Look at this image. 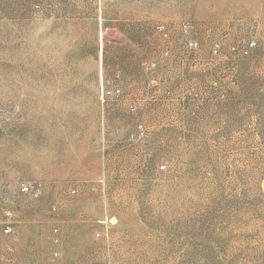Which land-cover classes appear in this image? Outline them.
<instances>
[{"label": "rangeland", "instance_id": "374dc122", "mask_svg": "<svg viewBox=\"0 0 264 264\" xmlns=\"http://www.w3.org/2000/svg\"><path fill=\"white\" fill-rule=\"evenodd\" d=\"M54 3L95 61L93 106L43 172L0 157V264L23 238L25 264H264V0H0V48ZM22 131L0 113V142Z\"/></svg>", "mask_w": 264, "mask_h": 264}, {"label": "clouds", "instance_id": "9594fccd", "mask_svg": "<svg viewBox=\"0 0 264 264\" xmlns=\"http://www.w3.org/2000/svg\"><path fill=\"white\" fill-rule=\"evenodd\" d=\"M120 10L130 9L121 5ZM81 35L55 3L48 11L33 4L5 30L0 113L13 115L23 131L11 142H0V157L43 172L53 165L69 135V117L92 108L96 66L91 57L75 55Z\"/></svg>", "mask_w": 264, "mask_h": 264}, {"label": "built area", "instance_id": "2783aa9c", "mask_svg": "<svg viewBox=\"0 0 264 264\" xmlns=\"http://www.w3.org/2000/svg\"><path fill=\"white\" fill-rule=\"evenodd\" d=\"M159 30L162 31L163 27H159ZM190 46H197L196 42H191ZM254 46V44H250V47ZM244 54H247V50L245 51ZM145 67L149 70H154L156 68V63L154 62H147L145 63ZM117 92V91H116ZM113 91L111 90H107V91H103L102 92V100H105V98H107L109 95H112ZM145 134V128L142 125H138L136 127L135 133L130 135V139H139L142 138ZM161 169H165V166L162 165L160 166ZM22 188L24 190V192L30 194L32 197L34 198H39L40 196V190H41V184L40 182L37 181H31V182H25L22 185ZM13 231V227L9 222H2L0 223V233H4V234H11ZM55 231V235H54V240L57 242L58 241V231ZM55 256H58V253L55 254Z\"/></svg>", "mask_w": 264, "mask_h": 264}, {"label": "crops", "instance_id": "0c3cea01", "mask_svg": "<svg viewBox=\"0 0 264 264\" xmlns=\"http://www.w3.org/2000/svg\"><path fill=\"white\" fill-rule=\"evenodd\" d=\"M22 242L20 243V245L18 244L19 248H18V254H20V264H25V258H24V255L26 254V248L27 246L25 245L26 244V241H24V238L21 240ZM0 250H2V248H0ZM6 258L4 256H0V261L2 263V261H5ZM17 260V257H11L10 258V262L13 264H15L14 261Z\"/></svg>", "mask_w": 264, "mask_h": 264}]
</instances>
